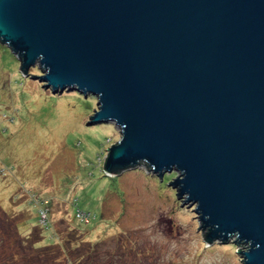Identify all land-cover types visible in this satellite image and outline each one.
Segmentation results:
<instances>
[{
	"label": "water",
	"instance_id": "water-1",
	"mask_svg": "<svg viewBox=\"0 0 264 264\" xmlns=\"http://www.w3.org/2000/svg\"><path fill=\"white\" fill-rule=\"evenodd\" d=\"M0 43L97 99L121 133L105 171L176 172L207 242L264 264V0H0Z\"/></svg>",
	"mask_w": 264,
	"mask_h": 264
},
{
	"label": "rangeland",
	"instance_id": "rangeland-1",
	"mask_svg": "<svg viewBox=\"0 0 264 264\" xmlns=\"http://www.w3.org/2000/svg\"><path fill=\"white\" fill-rule=\"evenodd\" d=\"M21 67L0 43V264H66L59 250L75 236L68 258L93 264H243L240 245L207 242L196 207L170 186L176 172L105 171L121 133L93 123L95 97L52 93L39 66Z\"/></svg>",
	"mask_w": 264,
	"mask_h": 264
},
{
	"label": "trees",
	"instance_id": "trees-1",
	"mask_svg": "<svg viewBox=\"0 0 264 264\" xmlns=\"http://www.w3.org/2000/svg\"><path fill=\"white\" fill-rule=\"evenodd\" d=\"M34 204L35 205H37V202H34ZM31 206V205H30ZM77 211V210H76ZM77 216H78V213H77ZM78 218H80V217H78ZM89 219H91L90 217H89ZM46 221L47 222H49V217L48 216H46ZM82 221V220H81ZM84 223H88L89 222V220L86 218V221H83ZM57 241H58V236L54 239L53 238V240H50V238L48 237V239L46 238L45 239V246L44 245H42V246H38L37 248L35 247V244H37V243H39V241H33L32 243H31V245L32 246H34V249H41L43 246L44 247H53L54 245H56L57 244ZM65 245L64 246H62L61 247V249L59 250V252L64 256L65 254H66V257H67V261H66V264H93L91 261L89 262V260H87V262H83V258H82V256L80 255V256H78L77 258L75 257V258H73V259H69L68 258V250H67V248L68 247H70L71 246V251H73L74 252V250H76V248H79V246L82 244V241H80V239L78 240L77 239V236H75V239H66V241H65V243H64ZM67 244V245H66ZM43 247V248H44ZM72 262V263H71Z\"/></svg>",
	"mask_w": 264,
	"mask_h": 264
},
{
	"label": "built area",
	"instance_id": "built-area-1",
	"mask_svg": "<svg viewBox=\"0 0 264 264\" xmlns=\"http://www.w3.org/2000/svg\"><path fill=\"white\" fill-rule=\"evenodd\" d=\"M78 216H79V213H78ZM78 216H77V217H78ZM79 217H81V216H79Z\"/></svg>",
	"mask_w": 264,
	"mask_h": 264
}]
</instances>
